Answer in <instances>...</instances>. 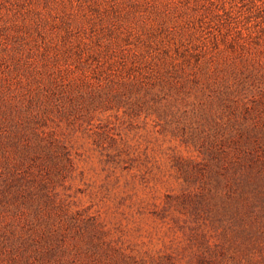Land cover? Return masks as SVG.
<instances>
[{"label":"rangeland","instance_id":"374dc122","mask_svg":"<svg viewBox=\"0 0 264 264\" xmlns=\"http://www.w3.org/2000/svg\"><path fill=\"white\" fill-rule=\"evenodd\" d=\"M0 264H264V0H0Z\"/></svg>","mask_w":264,"mask_h":264}]
</instances>
